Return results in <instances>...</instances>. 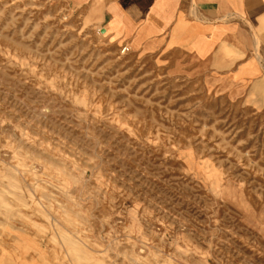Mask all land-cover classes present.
<instances>
[{
	"label": "rangeland",
	"instance_id": "1",
	"mask_svg": "<svg viewBox=\"0 0 264 264\" xmlns=\"http://www.w3.org/2000/svg\"><path fill=\"white\" fill-rule=\"evenodd\" d=\"M250 104L204 94L90 1L0 0V264H262Z\"/></svg>",
	"mask_w": 264,
	"mask_h": 264
},
{
	"label": "crops",
	"instance_id": "2",
	"mask_svg": "<svg viewBox=\"0 0 264 264\" xmlns=\"http://www.w3.org/2000/svg\"><path fill=\"white\" fill-rule=\"evenodd\" d=\"M75 1H90L108 30L166 57L204 94L264 107V0ZM257 247L264 256V239Z\"/></svg>",
	"mask_w": 264,
	"mask_h": 264
}]
</instances>
